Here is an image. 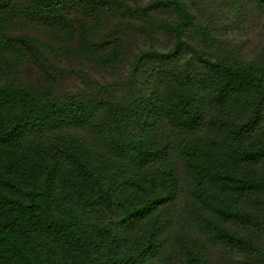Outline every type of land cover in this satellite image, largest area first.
<instances>
[{"label": "trees", "instance_id": "1", "mask_svg": "<svg viewBox=\"0 0 264 264\" xmlns=\"http://www.w3.org/2000/svg\"><path fill=\"white\" fill-rule=\"evenodd\" d=\"M0 264H264V0H0Z\"/></svg>", "mask_w": 264, "mask_h": 264}]
</instances>
